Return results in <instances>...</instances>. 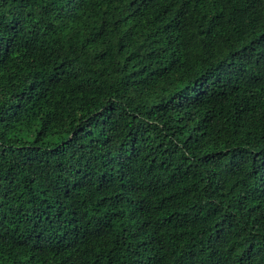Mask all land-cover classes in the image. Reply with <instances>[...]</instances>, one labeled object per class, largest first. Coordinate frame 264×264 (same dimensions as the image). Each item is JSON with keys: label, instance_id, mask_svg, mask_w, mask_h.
I'll return each instance as SVG.
<instances>
[{"label": "trees", "instance_id": "1", "mask_svg": "<svg viewBox=\"0 0 264 264\" xmlns=\"http://www.w3.org/2000/svg\"><path fill=\"white\" fill-rule=\"evenodd\" d=\"M0 264H264V0H0Z\"/></svg>", "mask_w": 264, "mask_h": 264}]
</instances>
